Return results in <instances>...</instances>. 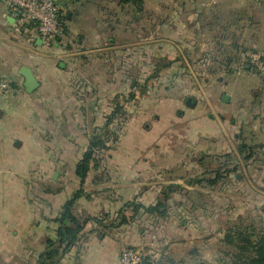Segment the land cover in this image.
Wrapping results in <instances>:
<instances>
[{
  "label": "crops",
  "instance_id": "1",
  "mask_svg": "<svg viewBox=\"0 0 264 264\" xmlns=\"http://www.w3.org/2000/svg\"><path fill=\"white\" fill-rule=\"evenodd\" d=\"M59 4L65 35L46 47L38 38L27 41L0 0V74L11 84L0 100L1 254L32 261L45 249V240L55 237L62 206L80 188L73 213L114 226L103 230L87 221L77 245L58 264H119L122 246L144 249V230L136 226L150 217L120 219L132 214L126 203L152 205L167 184L182 187L168 204L170 209L185 205L179 224L185 235L173 239L168 234L160 240L163 248L144 249L152 257H167L174 249L188 252L194 241L208 238L205 224L221 212L264 215V77L238 54L232 71H223L233 74L231 84L226 80L213 94L222 102L209 114L195 105L192 85L186 84L187 78L209 75V70L202 77L194 70L206 52H264V0H143L140 8L118 0ZM23 68L38 82L30 92ZM168 81L170 86L162 88L170 94L154 97L152 86ZM117 106L119 115L108 123ZM179 117L188 119L191 151L199 153L188 155L198 170L184 182L166 176L180 159L175 152H161L159 140ZM106 126L117 141H108L111 147L95 156L81 183L76 165L90 138ZM214 159L217 168L208 170L206 161ZM210 174L218 175L216 185L188 183ZM226 187L232 188L227 202ZM192 192L201 202L192 199ZM209 197L216 198L215 204Z\"/></svg>",
  "mask_w": 264,
  "mask_h": 264
},
{
  "label": "rangeland",
  "instance_id": "2",
  "mask_svg": "<svg viewBox=\"0 0 264 264\" xmlns=\"http://www.w3.org/2000/svg\"><path fill=\"white\" fill-rule=\"evenodd\" d=\"M148 4L150 3L148 2ZM194 55L198 57L200 56L198 52H194ZM210 64L211 62H209V65ZM200 66L197 65V67H194V70H196L197 68L196 71H198L199 69V74H201L200 76L202 77L203 71H200ZM196 71L194 72V74L196 73ZM223 71L226 70H223L219 67H214L213 71H207L209 74L207 76L208 78L203 76V78L193 77L192 80L189 78H187L186 80L187 85H192V90L190 94H195V105L201 107V110L204 112V114H209L210 112L216 113V107L219 106L222 101L220 97H217L213 94H216L218 88L225 82L228 81V84H231V77L233 74L227 72L223 73ZM181 83L184 82L182 81ZM164 85L170 86V81L165 82L162 85L157 84L156 86H152L155 87V90L153 91L154 97L161 96L164 94H170L168 93V91L163 93L164 90L162 87ZM180 105L183 110L188 106L187 104H185V99L181 102ZM188 123V119L180 117L177 118L176 123L168 127L162 133L159 139L161 144H164V147L162 148L161 152H175L178 155V160L180 159L176 170L170 173L171 175L166 176L173 179L176 178L181 182L186 181L189 178V175L194 173L193 170H198L196 169L197 167H193L195 163H191L190 158L188 157V155L193 156L196 154H198L199 156V153L191 151L192 141H190V138L186 134ZM207 165L208 170L217 168V162L215 159L213 161L207 160L205 166ZM205 166L201 167L202 170L205 169ZM214 175L215 174H210V176L212 177ZM231 189L232 188L230 187V189L226 190V202L229 198L228 195H231V193L228 192ZM214 191L217 192V190ZM190 195L192 199L201 202V199L198 197V194L192 192L190 193ZM212 195L216 196V193H212ZM179 198H181V200H184V194H179ZM208 201L209 203L212 202L215 204L216 198L213 199L212 197H209ZM226 204L230 205L231 203ZM184 206L185 205L176 206V204H173L172 208L168 211V215L170 216L166 217V220H164L165 218H161L162 222L160 225H155V223L151 221L152 219L150 221L144 219L141 220L140 223H138V226H136V228L144 230L146 236V246L153 250H158L160 248H163L160 240L162 241L163 239H168V234L172 235L173 239L183 237L185 235V229L179 225L180 222L185 219V216L187 214V209ZM230 213L231 215H227L226 213L221 212L219 213L218 218H213L212 222L210 223H207L208 221L204 220L207 221L205 224V229L207 230V232L210 231V235L208 236V238H204L203 241H194L188 248L189 251H191V249H194L192 253L189 251H183V253L181 252L180 254V252H178V249H174V252L167 253V256L169 257L165 258V261L171 257L176 262V264H224V261L227 260V255L232 250V247L226 245L224 242L221 241L228 227L232 226L233 224L239 223L241 220L242 224H252L256 229H264V215L262 213H259L258 210L256 212L253 211L251 213H249V211H245L244 213H242V217H238L240 215L237 216L236 211H230ZM168 218H171L170 221L168 220ZM171 247L176 248L174 244H171ZM23 260H25V258L11 259L8 256L6 257L2 255L0 251V264H26V262Z\"/></svg>",
  "mask_w": 264,
  "mask_h": 264
},
{
  "label": "trees",
  "instance_id": "3",
  "mask_svg": "<svg viewBox=\"0 0 264 264\" xmlns=\"http://www.w3.org/2000/svg\"><path fill=\"white\" fill-rule=\"evenodd\" d=\"M118 1L120 3L134 4L136 8H140L143 2V0ZM246 50L249 49L232 48L230 50L231 54L220 49H216L215 52H206L198 62L199 66L202 65L200 66V71H213L214 67L224 68L228 72L232 71V67L229 68L230 64L236 61L235 57L240 52ZM250 50L254 51V49ZM209 62H211L210 65ZM160 66L161 68H164L167 66V64H161ZM129 98H133V96L130 95ZM119 113V107L117 106L109 116L108 123L112 118L117 116V114L119 115ZM110 140L113 143L117 141V135L115 134V131L109 130L107 126L101 133H97L92 138H90L82 159L79 160L76 165V174L81 183H83L84 179L86 178L88 167L90 163L95 160V156L111 147L107 145L108 141ZM218 178V175L215 174L213 177L209 178L197 177L188 181V183L199 184L201 181H204L207 185L213 186L217 184ZM175 191H182V187L177 184H167L161 191V197L158 198L157 201L152 205L144 206L140 203H126L125 207H129L132 214L128 218L123 215L120 219V223H126L127 221L134 222L137 220V217L140 219L142 215H147V217H150V219H156L157 222L159 221V218L161 219L168 217V211L170 209L168 204L169 198L170 195ZM82 193L83 190L81 188L76 190L64 203L59 216L56 218L58 227L56 229L55 237L47 238L45 240V249L38 253L32 261L27 259L23 260L26 262V264H58L60 259L77 245L80 239V233L82 232L87 221H94L98 225H101L103 230L114 226L113 223H103L104 219L97 217L86 216L83 219H79L73 213L74 203L82 195ZM104 218H107V216ZM152 222L157 225L155 220H152ZM221 241L232 247V250L227 255V260L224 261V264H264V229H256L252 224H242V221L240 220L239 223L233 224L226 229V233L224 234ZM144 249L152 250L148 246L144 247ZM167 257L161 256L159 259L147 255L145 257V263H170L173 258L170 257L165 261V258Z\"/></svg>",
  "mask_w": 264,
  "mask_h": 264
},
{
  "label": "built area",
  "instance_id": "4",
  "mask_svg": "<svg viewBox=\"0 0 264 264\" xmlns=\"http://www.w3.org/2000/svg\"><path fill=\"white\" fill-rule=\"evenodd\" d=\"M16 22V28L26 34L29 42L36 38L49 47L65 35L60 19L59 0H3ZM242 62L251 66L264 77V52L246 50L239 53ZM11 88L10 82L0 74V95L5 96ZM147 253L141 246H122L119 264H146Z\"/></svg>",
  "mask_w": 264,
  "mask_h": 264
},
{
  "label": "water",
  "instance_id": "5",
  "mask_svg": "<svg viewBox=\"0 0 264 264\" xmlns=\"http://www.w3.org/2000/svg\"><path fill=\"white\" fill-rule=\"evenodd\" d=\"M20 73L25 78L24 87L26 88V91L30 92V91H32L33 89H35L38 86V82L34 78V75L32 74L30 69L23 68ZM223 99L226 100L227 96L224 95ZM0 100H2V96L1 95H0Z\"/></svg>",
  "mask_w": 264,
  "mask_h": 264
}]
</instances>
